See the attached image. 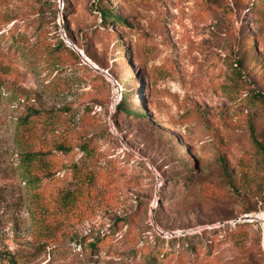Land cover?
I'll use <instances>...</instances> for the list:
<instances>
[{
  "label": "rangeland",
  "instance_id": "1",
  "mask_svg": "<svg viewBox=\"0 0 264 264\" xmlns=\"http://www.w3.org/2000/svg\"><path fill=\"white\" fill-rule=\"evenodd\" d=\"M101 70L147 118L114 114ZM247 92L264 95V0H0V264H147L155 248L158 264H264V102ZM32 109L69 118L31 135L47 154L25 168Z\"/></svg>",
  "mask_w": 264,
  "mask_h": 264
},
{
  "label": "trees",
  "instance_id": "2",
  "mask_svg": "<svg viewBox=\"0 0 264 264\" xmlns=\"http://www.w3.org/2000/svg\"><path fill=\"white\" fill-rule=\"evenodd\" d=\"M42 15L44 13L43 10H41ZM99 11L101 13V16L103 17V20H110L111 18L114 19H118L117 16L113 15L112 12L106 8V7H100ZM122 20L120 19L119 22H121ZM65 29H67V26H65ZM64 29V31H65ZM65 34L67 36V33L65 31ZM63 40V39H62ZM67 48H64V45H59L57 44V46H55L54 48H57V53L61 52L62 54H67L70 57L75 56L74 53H72L70 51V48L68 46H65ZM56 50V49H55ZM65 52V53H64ZM237 64H239V61H237ZM242 64L239 65L238 68H240ZM109 72V70H107ZM238 73H241L240 69H238L237 71ZM110 75H112L109 72ZM241 77V76H240ZM115 78V77H114ZM117 80V82L120 84L121 86V97L119 99V101L117 102L116 106H115V110H114V114L119 113V112H123L126 114H131L137 117H142V118H147V114L143 113L139 108H133L131 107L128 102H127V92L125 91V87L121 84V82L115 78ZM241 79V78H240ZM231 87L230 92H233L235 95L239 94L242 90H244V86L245 84L241 82V80L236 81L232 84L229 85ZM242 101H245L248 104H253V105H258L260 103L264 102V95L259 93V92H247V94L243 95L241 98ZM69 118V115L67 112H63L61 110H52V111H40V110H36V109H32L30 112H28L25 116H23L22 118L19 119V125L20 127H22V131L20 134V147H21V159H22V165H24V167L26 168L29 164L31 163H35L37 161L40 160L41 157H43L45 154H47V152H35V151H30L27 150L28 146L31 145V142H29L28 139H30L33 133H36V130L40 127H46L47 124H51L54 121H66ZM252 140L254 142V147L257 148V150L263 151V147H262V143L261 141L258 139L257 135H253L252 136ZM27 144V148L25 149L26 146H24V144ZM30 143V144H29ZM53 143V148L56 151H59V154H67L70 149L71 146L70 145H65L62 142V138L59 139H54L52 141ZM24 146V147H23ZM78 147L81 149L82 151V157L83 158H92L93 156L96 155V153H98V148H96L95 144H92V142L86 140L81 142L80 144H78ZM52 153V152H51ZM54 156V154H53ZM55 160H59L61 161V156H57L54 157ZM24 174V172H23ZM34 177V176H33ZM25 179L27 180H31L32 177H30L28 174H26ZM36 179V177H34L33 181ZM32 181V182H33ZM207 231L203 230L202 232H199V234H197V232H194V235H189V234H184V235H177V236H171L168 238H163L160 237L159 235H155V238L161 242H166V243H170V244H177L180 241L182 242H187L189 241L192 236H201L202 234H205ZM91 245H94V243H91ZM166 251H162L161 248L158 249H153V251H149L147 252L144 257L146 259V263L147 264H158L160 261V257L163 258L165 256H167Z\"/></svg>",
  "mask_w": 264,
  "mask_h": 264
},
{
  "label": "built area",
  "instance_id": "3",
  "mask_svg": "<svg viewBox=\"0 0 264 264\" xmlns=\"http://www.w3.org/2000/svg\"><path fill=\"white\" fill-rule=\"evenodd\" d=\"M63 34H64V38H66V34L65 33H63ZM111 81H112V84H113V86L115 88L114 91H113V96H112V105H115L119 101V99L121 97V86H120V84L117 82V80L115 78L112 77ZM115 93L118 94V99L117 100L114 97Z\"/></svg>",
  "mask_w": 264,
  "mask_h": 264
},
{
  "label": "water",
  "instance_id": "4",
  "mask_svg": "<svg viewBox=\"0 0 264 264\" xmlns=\"http://www.w3.org/2000/svg\"><path fill=\"white\" fill-rule=\"evenodd\" d=\"M67 39V38H66ZM70 45V44H69ZM80 53V52H79ZM99 70V69H98ZM102 71V70H101ZM103 72V71H102ZM103 73H105L106 75L110 76V78L112 79V76L107 72V71H104Z\"/></svg>",
  "mask_w": 264,
  "mask_h": 264
}]
</instances>
